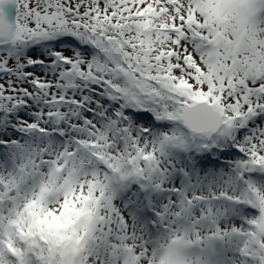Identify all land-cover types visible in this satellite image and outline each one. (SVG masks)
<instances>
[{
    "label": "snow or ice",
    "instance_id": "1",
    "mask_svg": "<svg viewBox=\"0 0 264 264\" xmlns=\"http://www.w3.org/2000/svg\"><path fill=\"white\" fill-rule=\"evenodd\" d=\"M0 264H264V0H0Z\"/></svg>",
    "mask_w": 264,
    "mask_h": 264
}]
</instances>
